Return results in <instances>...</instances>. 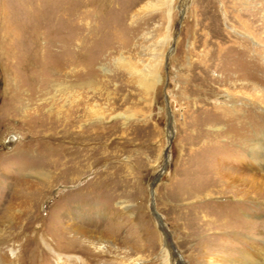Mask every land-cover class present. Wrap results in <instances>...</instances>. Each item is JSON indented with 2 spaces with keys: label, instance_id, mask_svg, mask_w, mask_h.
Returning <instances> with one entry per match:
<instances>
[{
  "label": "rangeland",
  "instance_id": "374dc122",
  "mask_svg": "<svg viewBox=\"0 0 264 264\" xmlns=\"http://www.w3.org/2000/svg\"><path fill=\"white\" fill-rule=\"evenodd\" d=\"M0 264H264V0H0Z\"/></svg>",
  "mask_w": 264,
  "mask_h": 264
},
{
  "label": "bare ground",
  "instance_id": "6f19581e",
  "mask_svg": "<svg viewBox=\"0 0 264 264\" xmlns=\"http://www.w3.org/2000/svg\"><path fill=\"white\" fill-rule=\"evenodd\" d=\"M74 65L76 66L77 64H76V62H74ZM72 68V67H71ZM150 70H149V72H148V77H152V78H154L155 77V72H154V69L153 68H149ZM84 70V69H83ZM74 72H76V67H74L73 69H72V71H71V74L72 75H74ZM85 72V71H84ZM86 73V72H85ZM258 90V89H257ZM259 91V90H258ZM261 91V90H260ZM17 107H20L19 105L17 106ZM62 119V118H61ZM59 120V122L60 123H63L64 122V120ZM76 119V118H75ZM79 123V122H78ZM75 124H77V122L75 121V120H73V121H71V126H75ZM75 130V129H74ZM101 247H102V245H101ZM62 259V258H61Z\"/></svg>",
  "mask_w": 264,
  "mask_h": 264
}]
</instances>
